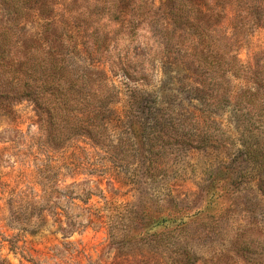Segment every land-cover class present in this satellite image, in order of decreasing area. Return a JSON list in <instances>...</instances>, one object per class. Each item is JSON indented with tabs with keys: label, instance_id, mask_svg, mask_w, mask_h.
Listing matches in <instances>:
<instances>
[{
	"label": "rangeland",
	"instance_id": "1",
	"mask_svg": "<svg viewBox=\"0 0 264 264\" xmlns=\"http://www.w3.org/2000/svg\"><path fill=\"white\" fill-rule=\"evenodd\" d=\"M112 1L54 0V26L61 33L74 26L67 42L105 58L118 92L108 133L120 162L89 140L51 143L28 101L14 104L11 116L2 107L0 264H264V183L251 165L233 162L261 123L238 106L214 115L211 68L192 60L203 52L211 62L217 53L214 0H204L200 40L192 34L200 24L193 17L190 29L174 23L162 0L117 8ZM112 10L125 20L108 22ZM252 21L233 9L222 25L245 67L264 64V29ZM94 34L111 38L108 50L91 47ZM231 87L247 85L231 80ZM134 90L149 99L139 114L151 130L145 156L127 129Z\"/></svg>",
	"mask_w": 264,
	"mask_h": 264
},
{
	"label": "trees",
	"instance_id": "2",
	"mask_svg": "<svg viewBox=\"0 0 264 264\" xmlns=\"http://www.w3.org/2000/svg\"><path fill=\"white\" fill-rule=\"evenodd\" d=\"M162 1L170 8L174 23L190 29L193 17L200 27L194 29L192 34L196 33L198 40L206 36L204 24L208 23V13L204 9V0ZM255 1L214 0V46L217 52L214 62H209L203 52L193 55L192 60L198 67L211 68L208 74L211 80L214 79V115L220 107L238 106L245 116H251L261 123L262 130L259 127L254 141L243 144L233 162L251 165L254 171H258L260 182L264 183V64L245 67L226 35V27H222L226 13H233L234 9L238 14L241 11L248 13L253 19L252 23H257L255 27L264 29V2L261 5L255 4ZM129 2L138 0H113L112 8ZM54 6V0H0V109L3 107L7 115L11 116L14 114V104L28 101L38 117H44L43 125L51 143L89 140L109 150L106 151L108 161L117 164L121 153L112 146L108 123L111 105L118 92L102 68L105 58L102 55L91 58L86 52L78 51L75 44L67 42L66 33L75 27L66 26V32H59L60 28L54 26ZM124 15L122 11H108L106 20L123 22ZM30 19L36 27H28ZM111 41L107 34L103 38L94 34L89 40L97 52L100 47L108 50ZM195 44L193 42L192 46ZM231 80H242L247 87L233 92ZM191 89L203 102L207 101L208 93L202 92L197 84ZM148 101L145 93L136 90L131 92L127 129L129 138L143 156L151 130L139 114L147 109ZM42 187L43 198H48L50 192ZM50 187L54 189V183Z\"/></svg>",
	"mask_w": 264,
	"mask_h": 264
}]
</instances>
